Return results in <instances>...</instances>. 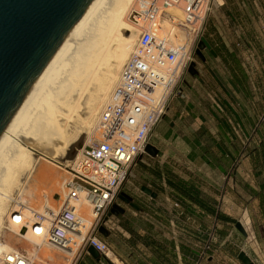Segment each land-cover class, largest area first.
Listing matches in <instances>:
<instances>
[{
	"label": "built area",
	"instance_id": "2783aa9c",
	"mask_svg": "<svg viewBox=\"0 0 264 264\" xmlns=\"http://www.w3.org/2000/svg\"><path fill=\"white\" fill-rule=\"evenodd\" d=\"M217 5L218 0L135 2L130 21L139 34L98 112L94 137L67 165L70 178L64 193L50 194L46 188L38 192L41 211L32 215L30 229L42 244L72 249L79 239L73 260L92 246L112 263L114 254L98 236V228L104 226L117 203L133 164L147 154L145 148L170 101L175 96L186 97L185 75H189L190 63L196 62L197 44L204 39L206 21ZM81 197L90 207L92 222L88 226L72 202ZM14 205L10 215L18 224L23 204ZM3 226L10 230L9 221ZM0 264L32 261L17 249L1 253Z\"/></svg>",
	"mask_w": 264,
	"mask_h": 264
},
{
	"label": "crops",
	"instance_id": "0c3cea01",
	"mask_svg": "<svg viewBox=\"0 0 264 264\" xmlns=\"http://www.w3.org/2000/svg\"><path fill=\"white\" fill-rule=\"evenodd\" d=\"M215 11L216 21L210 20L209 16L203 33L204 40L210 46L203 51L211 49L215 54L213 48H223L222 57L215 55L214 59L222 61V58L232 57L227 44L251 46L260 42L257 34L263 38L264 0H222L218 1ZM195 67L197 74H189L190 80H186V97L175 96L156 127L157 134L161 136L159 143L163 147L159 148L160 158L153 159L146 154L138 159L131 172L135 171L133 182L139 180V185L132 183L121 187V192L132 198L134 206L117 201L123 213L115 215L110 212L104 224L106 233H98L122 264H244L237 257L241 250L255 264H264V237L263 242L259 238L261 247L255 248L254 244H250V248L248 244L239 242L241 239L250 242L249 235L236 231L231 227L232 223H224L215 214L206 213L196 203L186 198L180 199L182 196H178V192L166 184V178L174 184L182 183L204 202L201 178L204 173L201 169H204V93L201 92V89L204 90V60L198 58ZM165 121L167 127L164 126ZM38 186H49L55 190L50 180H42ZM142 186L148 187L152 193H145ZM205 199L214 201L216 212L233 218L219 209L216 198ZM205 216L212 218L216 227H219V223L225 224L228 234L224 236L215 229L222 237H219L218 248L210 250L203 263L199 260L203 253L202 245L211 233L208 232ZM228 246L230 248H226ZM23 250L32 264H70L73 259V256L69 259L53 245H41L34 252L24 247ZM74 264L113 263L102 256L95 258L88 251H83L74 259Z\"/></svg>",
	"mask_w": 264,
	"mask_h": 264
},
{
	"label": "bare ground",
	"instance_id": "6f19581e",
	"mask_svg": "<svg viewBox=\"0 0 264 264\" xmlns=\"http://www.w3.org/2000/svg\"><path fill=\"white\" fill-rule=\"evenodd\" d=\"M136 1L97 0L43 82L2 135L0 237L5 220L9 221L10 230L6 240L0 239V254L17 250L13 246L20 239H23V247L29 252H34L37 244L44 245L30 229L32 215L41 211L36 184L50 180L55 187L54 192H65L66 182L70 178L66 164L68 160H59L55 152H63L65 157V150L71 143L74 144L75 138L84 132L85 127L89 128L86 133L88 140H92L94 133L91 136L90 128L94 127L98 112L108 100L118 72L139 34L130 21V11ZM109 16L111 21L105 26ZM101 27L103 30H100ZM79 153L77 149L75 158ZM17 176L22 177L19 181L20 193L15 199L10 192L14 184L18 185ZM12 201L16 208L18 204H23L20 207L21 222L18 224L11 219V207L8 206ZM72 202L83 215L87 226L90 225L92 216L89 203L82 197ZM78 245L79 239L72 249H59L70 259ZM111 260L113 264H122L114 255H111Z\"/></svg>",
	"mask_w": 264,
	"mask_h": 264
},
{
	"label": "rangeland",
	"instance_id": "374dc122",
	"mask_svg": "<svg viewBox=\"0 0 264 264\" xmlns=\"http://www.w3.org/2000/svg\"><path fill=\"white\" fill-rule=\"evenodd\" d=\"M110 8L112 9L113 5ZM214 14H217L215 10L210 14L212 21H216ZM110 21L109 16L105 26ZM103 27L100 30H103ZM257 36L260 42L254 44L255 46L227 44L232 54V57H229L231 61L227 63L214 59L215 54H212L211 49L202 51L204 90L201 89L204 93V169L201 168L204 170L201 174L204 197L216 198L219 209L239 221L244 227L245 236L249 235L250 242L247 239H241L239 242L248 244L249 247L254 244L255 248L261 247L259 238L264 237V33L262 39L259 34ZM219 56L221 58L222 53H219ZM195 61H198L197 57ZM185 80H190L188 74L185 75ZM167 124L165 121L164 126L167 127ZM90 130L92 136L93 126ZM83 131L75 138L74 144L71 143L65 150V157L63 152H55V157L61 161L68 160V165L76 156L77 149L80 150L84 144L91 141L86 134L89 128L85 127ZM160 139L161 136L155 129L150 142L158 149V153L153 159L160 158L159 148H163L159 143ZM133 173L135 171L130 170L125 186L132 183L139 185V180L133 182ZM17 177L18 185L14 184L10 192L15 199L21 188L19 181L22 176ZM39 183L41 182L36 184L38 202V192L41 188H46L50 194L55 191L52 189L51 192L49 186H38ZM13 205L12 201L8 207ZM204 220L208 224V232L211 233L202 245L203 253L199 260L203 263L208 252L218 248L219 237H222L215 229L224 236L228 234L225 224L219 223V227H216L212 218L205 216ZM231 227L235 228L234 223ZM8 233L9 230L3 229L0 239L6 240ZM22 243L23 239L17 240L13 247L24 251ZM70 264H74L73 259Z\"/></svg>",
	"mask_w": 264,
	"mask_h": 264
},
{
	"label": "water",
	"instance_id": "95a60500",
	"mask_svg": "<svg viewBox=\"0 0 264 264\" xmlns=\"http://www.w3.org/2000/svg\"><path fill=\"white\" fill-rule=\"evenodd\" d=\"M96 1L0 0V139L23 104L43 82ZM205 48L210 46L202 39L196 50L200 60H204L202 51ZM197 72L193 61L188 73L194 76ZM145 152L154 157L158 151L148 144ZM141 189L152 193L146 186ZM120 198L134 206L126 193L122 192ZM123 211L115 203L110 212L117 215ZM234 227L246 235L239 221ZM98 232L106 233L103 225ZM87 251L95 258L100 257L92 246H88ZM237 257L244 264H255L242 250Z\"/></svg>",
	"mask_w": 264,
	"mask_h": 264
},
{
	"label": "trees",
	"instance_id": "16d2710c",
	"mask_svg": "<svg viewBox=\"0 0 264 264\" xmlns=\"http://www.w3.org/2000/svg\"><path fill=\"white\" fill-rule=\"evenodd\" d=\"M222 49H223L222 46H220V48L218 47V49L213 48L215 55H219V53H221ZM222 61H224V63H227V61L229 62L231 60L227 56V58H225V59L222 58ZM156 175L158 177H160V174L157 173ZM165 181H166V184L168 186H172L174 188V190H176V192H178V196H179V194L182 196V197H180V199L186 198V199L196 203L198 206L203 207L204 211L206 213L215 214L216 217L218 219L222 220L224 223H227V222L235 223L236 222L233 218H231V217H229L227 215L221 214L219 212H216V210L214 208V201H212V199L211 200H207V199L204 198V202H203L200 199H198V197H196L194 194H192L190 192V190H188V188L184 186V184H182V183L174 184L173 182H171L167 178L165 179Z\"/></svg>",
	"mask_w": 264,
	"mask_h": 264
},
{
	"label": "flooded vegetation",
	"instance_id": "af4514ba",
	"mask_svg": "<svg viewBox=\"0 0 264 264\" xmlns=\"http://www.w3.org/2000/svg\"><path fill=\"white\" fill-rule=\"evenodd\" d=\"M117 201H121V202H123V200L120 198V195L118 196V198H117Z\"/></svg>",
	"mask_w": 264,
	"mask_h": 264
}]
</instances>
